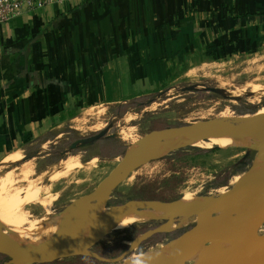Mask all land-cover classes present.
I'll list each match as a JSON object with an SVG mask.
<instances>
[{
    "label": "crops",
    "instance_id": "obj_1",
    "mask_svg": "<svg viewBox=\"0 0 264 264\" xmlns=\"http://www.w3.org/2000/svg\"><path fill=\"white\" fill-rule=\"evenodd\" d=\"M263 45L264 0H88L25 12L0 25V157L35 125L143 94L190 60Z\"/></svg>",
    "mask_w": 264,
    "mask_h": 264
},
{
    "label": "rangeland",
    "instance_id": "obj_2",
    "mask_svg": "<svg viewBox=\"0 0 264 264\" xmlns=\"http://www.w3.org/2000/svg\"><path fill=\"white\" fill-rule=\"evenodd\" d=\"M263 86L264 45L246 54L215 62L190 60L179 66L174 74L162 83L151 86L150 90L146 87L143 94L126 101H110L67 112L55 121H46L44 127H41V124L35 125L30 129V140L16 145L8 155L0 157V174L15 170L19 164L29 161L38 167L36 172H49L53 165L70 161L71 157V161H79V166L58 179L52 180L48 173L44 175L42 183L45 189L39 193L42 198L51 201L48 207L44 209L34 202L24 206L32 219L43 220V223L50 220L53 214L68 216L74 201L91 193L106 180L127 150L146 133L154 129L216 118L222 112H232L231 115L235 113L238 116L254 114L264 108ZM253 87L256 92L251 90ZM210 88H218L223 93L224 88L229 91L231 89V94L236 96L217 93ZM104 128L108 129V132L99 142L88 145L79 143L105 130ZM123 130L128 133L126 139L114 134ZM210 142L212 141L206 140L205 144ZM76 143L79 144L73 147ZM256 155V149L242 146H180L154 161L141 163L134 169L106 201L104 212L107 208L117 207L132 200L167 202L183 198L189 193L194 194L192 198L211 194L217 196L231 190V177L242 171L247 173L249 168L253 167ZM4 160L8 162L4 163ZM129 222L132 223L129 227L111 229L105 237L99 239L89 249L93 255L69 257L47 264H109L98 257H120L129 249L134 239L147 230L164 224L166 219L139 217L135 222H132V218L127 221ZM195 224L194 216L182 224L178 217L172 229L146 239L139 247V252L144 253L146 249L158 251ZM5 228V225H0V230H7ZM21 228L29 231L33 225L22 224ZM8 261L9 258L0 253V264Z\"/></svg>",
    "mask_w": 264,
    "mask_h": 264
},
{
    "label": "water",
    "instance_id": "obj_3",
    "mask_svg": "<svg viewBox=\"0 0 264 264\" xmlns=\"http://www.w3.org/2000/svg\"><path fill=\"white\" fill-rule=\"evenodd\" d=\"M210 90L223 94L218 88H210ZM107 132L108 129H105L79 143L94 144L106 136ZM195 134L208 139L223 135L237 138L250 135L257 137L258 142L247 148L256 149L258 155L253 167L242 177L237 189L232 188L217 196H200L188 203L183 201V198L167 202L132 200L117 207L107 208L106 218L94 226L89 238L81 243L77 242L90 205L95 203L100 209H104L113 191L141 163L154 161L180 147L176 145L163 153H158V148L153 144L159 138L164 140L190 137ZM259 157L264 158V119L240 123L231 119L212 118L151 130L127 150L106 180L91 193L74 201L68 214L70 223L58 231L52 239L44 245L26 248L0 230V253L9 258L5 264H17L22 260L31 264H47L64 258L92 254L89 249L103 237L112 222L123 217L127 212L142 207L146 210L165 211L169 217H160L166 219V222L139 235L120 257L105 259L97 256L100 260L109 264L136 262L133 256L139 255V247L146 239L169 231L181 213L192 211L196 215V224L161 247V249L167 247L169 254L156 253L152 261L141 259V264H264V235L259 234L260 228L264 225V162L260 163ZM208 215H216L219 218L207 221ZM220 244H228L229 247L221 249ZM205 245L213 250L205 253L199 261L190 262Z\"/></svg>",
    "mask_w": 264,
    "mask_h": 264
},
{
    "label": "bare ground",
    "instance_id": "obj_4",
    "mask_svg": "<svg viewBox=\"0 0 264 264\" xmlns=\"http://www.w3.org/2000/svg\"><path fill=\"white\" fill-rule=\"evenodd\" d=\"M252 86H253V84H252ZM257 86L258 85H256V87L255 86L254 87L257 88ZM260 86H262V85H260ZM242 87H244V86H242ZM254 87H253V89L251 88V90L254 91ZM263 87H261V88H263ZM239 89H240V87H239ZM241 89H244V88H241ZM258 89H260V87H258ZM230 91H231V89H230ZM230 91L224 88L223 94L229 95V96H236V95H232ZM258 91L259 90H257V92ZM254 92H256V91H254ZM235 93H238V92H235ZM253 95L256 98L257 95H255L254 93H253ZM252 99H253V97H252ZM257 100L259 101V99H257ZM252 102H253V100H252ZM153 106H154V104H153ZM97 110H99V109H97ZM231 113L227 114V112L226 113L222 112V114L219 116L217 115L218 117H216V118L231 119V120H234V121L240 122V123H249L253 120L264 119V108L256 111L254 114H249V115H244V116H238V114L235 115V113H234V115H231ZM93 114H95V113H93ZM129 118H131V117L129 116ZM85 120H86V118H85ZM91 125L94 126V124H91ZM99 128H101V127H99ZM90 129H92V128H90ZM129 129H130V127H129ZM124 130L121 132L117 131L114 134L116 136L122 138V139H126L128 133H126V131H124ZM130 133L131 132H129V134ZM133 137H134V135H133ZM206 140H209L212 142L205 144ZM257 142H258L257 137L251 136V135L250 136H243L241 138H237V137H234L232 135H223V136H218V137L208 139L205 136H200V135L195 134V135H192L190 137L166 138L164 140L162 138H159L153 145L158 148V153L159 152L163 153V152L169 150L171 147L176 146V145L177 146L198 145V146H207V147L208 146L210 147L212 145H218L222 148H226L229 146L247 147L249 145H254ZM71 158H70V161L67 160L64 163H61L58 165H53L51 167V169H49L50 170L49 172H46L44 170H43V172H36V169L38 167H35L34 163H31L29 161L27 163L23 162V164H19L15 170L13 169L10 172L0 174V225H3V226L5 225L7 230L3 231L4 234L6 236H8L10 239H12L13 241H15L17 244H19L23 247H26V248H30V247L35 248L37 246L44 245L45 242L52 239V237L58 231L65 228L70 223V219L68 216H56L55 214H53V215L51 214L52 216H51L50 220H48L47 222H44V223H43V220H37V219L34 220L30 217L29 213L25 211L24 206L27 203H30V202L33 203L34 202V203H37L38 206L43 207L44 209L46 207H48V205L51 203V201L47 198H42L40 193H39V191L45 189V187L43 186V183H42L43 177H44V175H46L48 173L47 175L48 176L50 175L49 177L52 180L58 179L59 177L66 175L72 168H75V167L80 165L79 161H76V162L71 161ZM258 161L260 163H263L264 158L259 157ZM3 162L6 163L8 161L4 160ZM10 163H12V162L10 161ZM253 163H254V161H253ZM13 166H16V165H13ZM250 168H249V170H250ZM0 173H1V171H0ZM245 173L246 172L242 171V172L234 175L233 177H231V179H230L231 189L232 188L237 189L239 187L241 179L245 175ZM221 192H222V190H221ZM192 195H194V194L189 193V194H186L185 196L183 195L184 196L183 201H185L187 203L192 201L193 200ZM20 204H22V205L19 206ZM140 208H142V207H137V208L131 210L130 212H127L123 217L118 218L116 220V222L115 221L112 222L110 224L109 228L103 234V236L105 237V235L111 229L129 227L130 225H132V223H130V222L127 223V221L131 218H132V222L133 221L135 222V220L138 219L139 217L140 218L142 217L143 219L148 218V217L158 218V219L160 217H164V216L166 218L169 217V215L165 211L145 210L144 208H142L143 210H140ZM132 211H134V213ZM193 213L194 212H192V211H187L185 213H181L178 216L180 218L181 224L186 223L193 216L196 218V215ZM129 214H130V216H128ZM106 216H107V214H105L104 209H100L95 203L90 205V207L88 208V210L85 214L84 221L82 224V228H81V230L78 234V237H77V240H78L77 242L81 243V241L88 239L90 233L94 229V226L96 224H98V222L104 220L106 218ZM218 218L219 217L216 215H208L207 221H214L215 219H218ZM22 224L33 225V228H32V230H29V231L25 230L24 231L21 228ZM263 226L259 230V234H261V235H262ZM227 247H229L228 244H220L219 248L222 249V248H227ZM146 250L147 251L144 253L139 252V255H134L133 257L137 261L133 262L132 264H141L140 263L141 259H143V260L146 259L148 261H152L154 259V256L156 253H160L161 255H168L169 254V250L167 247L162 248V249L160 248L158 251H155L154 249H149V250L146 249ZM212 250L213 249L207 245L201 247L199 252L196 253L194 258L192 260H190V262L199 261L201 259V257H203L205 255V253H209ZM17 264H30V262L26 261V260H22L21 262H19Z\"/></svg>",
    "mask_w": 264,
    "mask_h": 264
},
{
    "label": "built area",
    "instance_id": "obj_5",
    "mask_svg": "<svg viewBox=\"0 0 264 264\" xmlns=\"http://www.w3.org/2000/svg\"><path fill=\"white\" fill-rule=\"evenodd\" d=\"M88 0H0V25L25 12H40L50 5L84 3Z\"/></svg>",
    "mask_w": 264,
    "mask_h": 264
},
{
    "label": "flooded vegetation",
    "instance_id": "obj_6",
    "mask_svg": "<svg viewBox=\"0 0 264 264\" xmlns=\"http://www.w3.org/2000/svg\"><path fill=\"white\" fill-rule=\"evenodd\" d=\"M99 142V141H98ZM77 144V143H76ZM76 144H74V146L73 147H76L77 145ZM95 144V143H94Z\"/></svg>",
    "mask_w": 264,
    "mask_h": 264
},
{
    "label": "trees",
    "instance_id": "obj_7",
    "mask_svg": "<svg viewBox=\"0 0 264 264\" xmlns=\"http://www.w3.org/2000/svg\"><path fill=\"white\" fill-rule=\"evenodd\" d=\"M212 53L214 52V51H211Z\"/></svg>",
    "mask_w": 264,
    "mask_h": 264
}]
</instances>
